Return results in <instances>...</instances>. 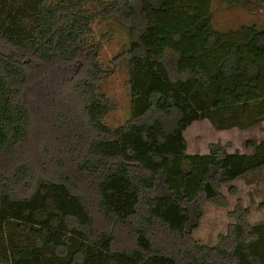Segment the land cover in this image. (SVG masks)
<instances>
[{"label":"trees","instance_id":"trees-1","mask_svg":"<svg viewBox=\"0 0 264 264\" xmlns=\"http://www.w3.org/2000/svg\"><path fill=\"white\" fill-rule=\"evenodd\" d=\"M169 1L0 0V264H264V224L249 225L248 208L231 213L217 246L191 237L205 202L227 206L221 186L264 172V138L244 152L216 142L193 154L184 137L196 121L216 130L264 122V95L237 92L258 80V59L241 60L234 45L210 71L181 68L166 40L153 55L158 24L146 12ZM221 1L264 9V0ZM209 17L162 27L176 43ZM105 19L129 39L130 115L115 129L98 92L108 73L93 24ZM251 28L243 52L260 57L264 28Z\"/></svg>","mask_w":264,"mask_h":264},{"label":"rangeland","instance_id":"rangeland-1","mask_svg":"<svg viewBox=\"0 0 264 264\" xmlns=\"http://www.w3.org/2000/svg\"><path fill=\"white\" fill-rule=\"evenodd\" d=\"M165 11L148 10L147 16L158 26L150 33L148 46L150 53L156 55L166 40L182 53L181 68H191L196 62L203 69L210 71L220 58L227 54L234 45L242 49L241 60L253 63L258 59L260 76L252 84L241 85L240 95L249 99L255 95H264V55L257 57L244 51V42L252 33V25L264 28V9L253 12L242 6H228L221 0H170ZM210 12L205 27L193 37H183L178 42L169 39L162 26L170 30L193 25L199 17ZM95 41L99 44V62L108 73L99 83L98 92L109 101V110L104 122L109 129H115L126 122L130 112V90L128 85L127 63L122 50L128 45L126 30L112 19L97 20L93 24ZM216 36L212 45L206 42V35ZM113 70L112 73L108 71ZM236 92V93H237ZM261 129V128H260ZM262 130V129H261ZM188 153H207L209 144L220 142L229 152L247 151L246 145L254 143L256 138H264L258 127L247 130L236 128L216 130L208 121H196L185 131ZM233 187L235 192L230 193ZM220 193L225 197L227 206L220 208L205 202L198 226L191 232V237L199 244L215 247L221 236L228 234L229 226L235 222L231 213L237 206L248 208L245 221L249 225L264 224V172L258 175L247 174L230 184L221 186ZM225 241L230 246L228 239Z\"/></svg>","mask_w":264,"mask_h":264},{"label":"crops","instance_id":"crops-1","mask_svg":"<svg viewBox=\"0 0 264 264\" xmlns=\"http://www.w3.org/2000/svg\"><path fill=\"white\" fill-rule=\"evenodd\" d=\"M193 123H194V122H193ZM254 127H258L260 133H264V122H260V123H258V124H256V125L251 126L250 128L252 129V128H254ZM260 128H261L262 130H261ZM260 139H262V138H257V140H256V138H255L254 143L257 142V141H259ZM238 179H240V178H238ZM238 179H236V180H238ZM236 180H234V181H236ZM232 182H233V181H232ZM230 183H231V182H230ZM230 183H229V184H230Z\"/></svg>","mask_w":264,"mask_h":264}]
</instances>
